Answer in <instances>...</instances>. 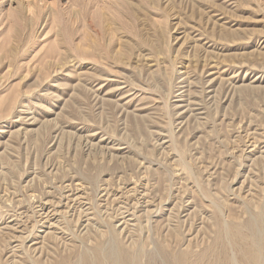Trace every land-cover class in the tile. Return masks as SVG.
<instances>
[{
  "label": "rangeland",
  "instance_id": "obj_1",
  "mask_svg": "<svg viewBox=\"0 0 264 264\" xmlns=\"http://www.w3.org/2000/svg\"><path fill=\"white\" fill-rule=\"evenodd\" d=\"M263 226L264 0H0V264H253Z\"/></svg>",
  "mask_w": 264,
  "mask_h": 264
},
{
  "label": "bare ground",
  "instance_id": "obj_2",
  "mask_svg": "<svg viewBox=\"0 0 264 264\" xmlns=\"http://www.w3.org/2000/svg\"><path fill=\"white\" fill-rule=\"evenodd\" d=\"M202 109V108H201ZM250 132V131H249ZM59 137V136H58ZM253 137L250 135V138ZM174 139V138H173ZM258 221V220H257ZM257 221H252L250 219V221L248 220V222L246 221V223H244V227L248 228L247 230L251 232V234H255V231H256V226L258 227L259 224L256 225V222ZM259 222V221H258ZM257 222V223H258ZM261 223H262V220H261ZM235 224V223H234ZM263 224V223H262ZM261 224V226H262ZM235 227V234H236V237L238 238H241L239 237L238 235H241L240 232H241V225L240 224H237L234 226ZM264 227V226H263ZM219 231V230H218ZM249 232V233H250ZM257 232V231H256ZM259 233V232H258ZM221 234V233H220ZM219 234V235H220ZM223 235V234H222ZM257 236L254 235L255 239H252V243L251 245H247L245 248H243L244 250V254H245V257L247 260H250L251 263L253 264H264V239L261 240L262 238H260L258 236V234H256ZM218 236V235H217ZM262 236V235H261ZM218 239V237H216ZM245 238V237H244ZM216 239V240H217ZM219 239H223V237L219 238ZM242 240V238L240 239ZM244 241V240H242ZM218 242V241H217ZM222 242V241H221ZM220 242V243H221ZM241 242V241H240ZM243 244V243H242ZM240 245V244H239ZM111 246V245H110ZM224 246V245H223ZM222 246V247H223ZM102 248V246H100ZM241 247V246H240ZM100 248V249H101ZM139 248V246H138ZM241 248V249H242ZM226 250V249H224ZM136 251V250H135ZM135 251L133 253H135ZM97 252H99V250H97ZM223 252V251H222ZM221 252V253H222ZM220 253V252H219ZM225 253V251H224ZM104 256L101 257V255H97V258H96V264H105V260L107 262H109L110 264H130V262H133L135 264H138V258L139 256L141 255V251L139 250L138 252H136L134 257L130 256V254H128L127 252L123 251L121 248H116V247H110L108 249H105V252L103 253ZM102 254V255H103ZM218 254V253H217ZM223 254V253H222ZM220 255L221 257L223 255H226V254H223V255ZM190 256V261L188 262V264H194V262L196 261L197 264H220L218 261H216V258L215 260L214 259H210V256H209V251L207 252H204V254H201V255H196L195 254H192L189 253L188 254ZM80 256V255H79ZM215 256V255H214ZM224 257V256H223ZM226 258H228V256H225ZM224 257V258H225ZM212 258V257H211ZM220 258V257H219ZM231 258V257H230ZM153 259V257H152ZM221 259V258H220ZM229 259V258H228ZM235 259V258H234ZM84 264H90L88 262H86V257L84 259ZM222 260V259H221ZM225 260V264L228 263L229 260ZM75 262V261H74ZM231 262V260L229 261ZM233 262V261H232ZM108 263V264H109ZM222 263V262H221ZM224 263V262H223ZM237 263V262H236ZM61 264V263H60ZM74 264V263H73ZM229 264V263H228Z\"/></svg>",
  "mask_w": 264,
  "mask_h": 264
}]
</instances>
